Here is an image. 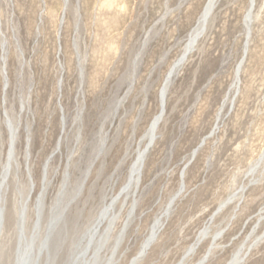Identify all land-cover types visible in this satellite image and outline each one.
Listing matches in <instances>:
<instances>
[{"label": "rangeland", "instance_id": "374dc122", "mask_svg": "<svg viewBox=\"0 0 264 264\" xmlns=\"http://www.w3.org/2000/svg\"><path fill=\"white\" fill-rule=\"evenodd\" d=\"M207 1L0 0V170L10 148L7 119L18 130L1 264H16L26 200L25 238H32L41 196L48 243L39 255L37 238L29 264L83 257L90 229L147 142L163 83ZM250 1L218 2L169 83L137 191L117 199L111 232L106 222L97 237L99 258L97 242L76 264H107L113 255L112 264H197L212 244L205 264H227L239 250L242 264H264V0H255L247 30ZM172 201L157 239L139 254Z\"/></svg>", "mask_w": 264, "mask_h": 264}, {"label": "bare ground", "instance_id": "6f19581e", "mask_svg": "<svg viewBox=\"0 0 264 264\" xmlns=\"http://www.w3.org/2000/svg\"><path fill=\"white\" fill-rule=\"evenodd\" d=\"M219 1L220 0H208L207 1L206 5L204 7V10H203L202 14L200 15L196 25L190 31V33L188 35V38H187L186 45H185L184 50H183V53L174 62L172 68L168 72L167 77H166V79H165V81L163 83L162 89L160 91V111L158 112V114H156V116L152 120V122H151V124H150V126H149V128H148V130H147V132L145 134V136H144V139L147 141L145 146L139 148L138 151H137V157H136V159L134 160V162L131 165L127 183L122 188V190H121L120 194L117 196V198L115 197L114 199H112L110 204L109 203L105 204V206L101 210V212H100V214H99V216H98V218L96 220L95 225L89 231L90 239H89L88 245L86 247V252H84L82 254L83 255L82 258H81V256H80V258H78V257L76 258L75 257L74 260H73V264H76L77 262H83V261L85 262V258L87 257L90 249H94L97 242L99 243V248L96 249L93 258L95 260H97V258H99V254H100V251L102 249V245L104 246V242H103L104 240L101 238L102 236H100V239L98 241L97 237L99 236V234L101 232L102 226L106 222H108V226H107V229H106V231H107L106 234L109 235V233L111 232L112 226L114 225V221L116 220V217H117L116 212H115V209H116L115 205H117L116 204L117 201L123 195H125V194L127 195L130 192L133 193L134 191H137L136 189L140 185L141 176H142V170H143V167H144V164H145V160H146L147 154H148L149 150L152 148V146H153V144L155 142L157 131L159 129L160 124L162 123V121L164 119V116H165L166 100H167V89L169 87V83L174 78V76L178 73V71L181 69L182 65H184V63L188 59L190 53L195 48V46L197 45L198 41L204 35V33L206 31V28H207V25H208V22L210 21V18H211V16H212V14H213V12H214V10H215V8H216V6H217ZM254 4H255V0H251L250 1V8H249V10H248V12H247V14L245 16V24H246L247 30H248V28H250V26H251V24L253 22V12H254V6H255ZM247 37H248V39H247V42L245 44L244 56L241 59V61L239 62L237 68H236V80H235V84H234L235 88H237L239 83H240V75H241L242 67H243V64H244L243 62L245 60V53H248L249 40H250V30H249V34H248ZM5 61H6V52H5V48H4V54H3V57H2L3 65L5 64ZM2 73H3V76L5 78V86H6L7 85V79H6V76H5L4 66L2 68ZM7 120H8V124H9V128H10V136H11V138H10V148H9L8 158H7L6 162L2 165L1 170H0V248H1V239H3L2 235H3V232H4V228L6 226L5 225V220H9V219H5V214L7 213L6 210H5L6 209L5 201H6V193H7V188H8V185H9V180H10V177L12 175L11 173L13 172V174H14V167H15L14 166V164H15L14 161L16 160V158L14 156L15 155L14 153L16 151L15 145H16V138H17V131H18L17 128L14 127L12 121L10 119H7ZM182 190H183V188H182ZM125 196H124V198H126ZM173 202L174 201L170 202L169 207L167 209H165V211L160 216H158L156 218V220L154 221V223L152 224L148 236L146 237V239L142 243L141 250H140L139 254H144L146 251H148V249H150V246L157 239L159 232L161 231V229L164 226L165 219L168 217V214H169V212H170V210L172 208L171 205H172ZM26 205H27V200L25 201V204H23L21 206L20 212L18 213L17 220H16L17 221V226H18L17 227L18 228V233H19V236H20V241H19V245H18V248H17L18 249L17 250L18 254H17V258H16V264H29V257H31V258L33 257V251H36V249L38 248L39 249V255H40L41 250L45 249V247L47 246V243H48V241L44 239L45 238L44 235L42 236V231H40V223H39V221H40L39 218L40 217L39 216L41 215L40 213L42 212L41 211V208H42L41 207V205H42V196L39 197V199H38V205H37L38 222H37L34 234H33L32 238H30V240L29 239L26 240V238H25V223H26L25 222V213L27 211ZM7 210H9V209H7ZM6 215H8V213ZM57 221H58V217L55 218L54 220H52V222H51V224L49 226V230H52L55 227L54 225H55V223ZM9 226H12V225H9ZM7 227H8V225H7ZM7 227H6V229L9 228V227L8 228ZM37 238H38V240H41V239H43V240L41 241L39 246L36 248L35 242H36ZM46 239H48V238H46ZM96 239H97V241H96ZM106 240H108V239H106ZM24 242H28V245L26 247H24L25 244H26V243L24 244ZM213 248L214 247H213V244H212V246L210 247V249L207 252V254L197 264H205L206 261L208 260V258L210 257ZM241 251L242 250H239L237 253H235L234 256L229 260V262L227 264H242L244 262V260H245V256L241 255ZM113 253L114 254L116 253V249L113 251ZM113 259H114V255L111 257V259H109L107 264H112L111 261ZM87 261L88 260H86V262ZM137 261L138 260L135 258V260H133L132 264H137L136 263ZM31 262L34 263L33 260ZM1 263L2 262H0V264Z\"/></svg>", "mask_w": 264, "mask_h": 264}, {"label": "water", "instance_id": "95a60500", "mask_svg": "<svg viewBox=\"0 0 264 264\" xmlns=\"http://www.w3.org/2000/svg\"><path fill=\"white\" fill-rule=\"evenodd\" d=\"M202 145H203V142L200 144V146H202ZM197 151H198V149H196V150L194 151V155H196ZM188 165H189V163H188ZM188 165H186V167H187Z\"/></svg>", "mask_w": 264, "mask_h": 264}]
</instances>
